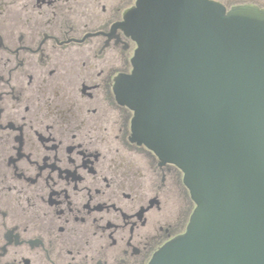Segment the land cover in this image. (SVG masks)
I'll return each mask as SVG.
<instances>
[{"label": "flooded vegetation", "instance_id": "flooded-vegetation-1", "mask_svg": "<svg viewBox=\"0 0 264 264\" xmlns=\"http://www.w3.org/2000/svg\"><path fill=\"white\" fill-rule=\"evenodd\" d=\"M137 0H0V264H150L196 207L117 95Z\"/></svg>", "mask_w": 264, "mask_h": 264}, {"label": "water", "instance_id": "water-1", "mask_svg": "<svg viewBox=\"0 0 264 264\" xmlns=\"http://www.w3.org/2000/svg\"><path fill=\"white\" fill-rule=\"evenodd\" d=\"M124 27L137 49L118 99L196 204L150 264H264V7L137 0Z\"/></svg>", "mask_w": 264, "mask_h": 264}, {"label": "rangeland", "instance_id": "rangeland-1", "mask_svg": "<svg viewBox=\"0 0 264 264\" xmlns=\"http://www.w3.org/2000/svg\"><path fill=\"white\" fill-rule=\"evenodd\" d=\"M226 4L227 6H232L235 4H243V3H255L264 7V0H219Z\"/></svg>", "mask_w": 264, "mask_h": 264}, {"label": "trees", "instance_id": "trees-1", "mask_svg": "<svg viewBox=\"0 0 264 264\" xmlns=\"http://www.w3.org/2000/svg\"><path fill=\"white\" fill-rule=\"evenodd\" d=\"M261 6V5H260ZM261 7H263V6H261Z\"/></svg>", "mask_w": 264, "mask_h": 264}]
</instances>
